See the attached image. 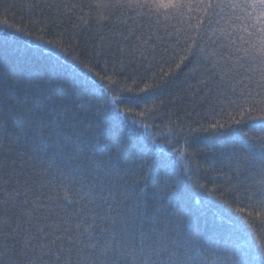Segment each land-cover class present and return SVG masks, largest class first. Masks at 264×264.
<instances>
[{"label": "snow or ice", "instance_id": "obj_1", "mask_svg": "<svg viewBox=\"0 0 264 264\" xmlns=\"http://www.w3.org/2000/svg\"><path fill=\"white\" fill-rule=\"evenodd\" d=\"M63 7L80 10L79 19L85 25L95 21L107 27L116 43L123 46L120 53L131 49L132 59L141 62L145 53L153 55L157 50L153 23H160L161 18L178 22L188 18L189 27L195 29V38L187 34L181 38V29L175 30V37L169 33V39L186 52L175 68H180L189 57L195 58L197 53L208 51L211 57H216L214 60L203 57L208 67L200 65L205 76L198 81L201 85L198 90L206 93L202 102L209 111L227 115L230 121L228 125L219 120L209 122L208 128L219 132L225 127L245 125L248 120L261 121L259 125H251L249 131H242V137L231 144L225 165L228 172L218 174L227 181L221 196L232 197L238 202V211L247 210L252 221H264V0H72L63 3ZM237 9L242 12L236 20L241 22L239 31L243 34L226 33L228 43L220 37L213 39L217 32H225L216 26L221 20L232 21ZM201 12L203 15H194ZM229 27H235V21ZM237 41L241 46L236 45ZM229 47L231 52L227 51ZM168 51L165 47L164 53ZM151 68L149 65L146 71ZM86 70L92 72V68ZM171 71V67L165 71L161 66L158 77L155 73L146 76L144 86L138 88L135 96L164 86ZM94 75L110 86L105 93L110 94L112 109L123 112L125 118L132 115L147 119L155 110L121 109L120 104L136 105L135 99H123L124 93H131L132 88L121 87L113 94L120 83L117 74L105 71ZM37 91L36 110L30 117L20 119L27 120L32 128L26 135L32 141L31 152L40 158L42 167L36 169L33 165L31 171H25L18 168L15 159H0V264H203L199 244L193 239L195 234L187 225L176 224L183 213L169 205L172 211L161 218L157 206L150 227L145 229L142 223H137L142 220L136 215L140 205H126L130 197L112 183L119 172L112 162L109 145L96 139L91 125L77 124L68 105L54 103ZM229 108L233 111H228ZM133 123L140 120L134 119ZM92 139L96 143H91ZM186 144L187 141L183 144L176 141L175 146H170L181 160L187 156ZM24 155L33 158L27 152ZM170 179L164 173L159 175L162 192ZM216 190L220 191L219 186ZM174 227H179L175 236L170 235ZM252 240L250 248L245 247L244 238L241 244L216 245L218 264H252L254 256L264 260V235L253 233Z\"/></svg>", "mask_w": 264, "mask_h": 264}, {"label": "trees", "instance_id": "obj_2", "mask_svg": "<svg viewBox=\"0 0 264 264\" xmlns=\"http://www.w3.org/2000/svg\"><path fill=\"white\" fill-rule=\"evenodd\" d=\"M71 2L0 0V159H15L18 168L25 171H31L33 165L36 169L42 167L40 158L31 152L32 141L26 135V132H32V128L27 120L20 119L30 117L36 110L39 90L50 101L68 105L77 124L81 127L91 125L96 139L109 145L112 162L118 166L119 172L112 183L130 197L125 201L126 205H140L136 215L142 220L137 223H142L145 229L154 223L153 211L157 206L161 218H164L172 211L169 207L172 205L183 213L176 224L180 227L187 225L195 234L193 239L199 244L203 264H218L214 251L216 245L241 244L244 238L247 241L245 247L250 248L253 233L264 235V221H252L247 210L244 213L238 211V202L232 197L221 196L227 181L218 173L228 172L225 165L231 144L242 137V131H249L251 125H259L261 121L248 120L245 125L225 127L219 132L208 128L209 122L219 120L228 125L230 121L227 115L218 116L209 111L202 102L206 93L198 90L201 89L198 81L205 76L200 67L204 64L203 57L212 60L216 57H211L208 51L197 53L195 58L189 57L180 68H175L186 52L169 39V33L175 37V30L181 29V38L185 34L195 38V29L189 27L188 18L179 22L161 18L160 23H153L157 50L153 55L145 53L141 62L132 59L129 55L131 49L126 48L123 54L120 53L119 48L123 46L116 43L107 27L95 21L85 25L79 19L80 10L63 7V3ZM49 4L54 6L49 7ZM225 11L231 13V10ZM87 13L85 8V19ZM128 15L132 13L128 12ZM236 16H242L241 10H235L232 21H220L216 27L225 32H217L213 39L220 37L228 43L226 33L243 34L239 31L242 24ZM233 21L235 27H229ZM191 23L194 25L195 21ZM236 45L241 46L239 41ZM165 47L169 50L167 54L164 53ZM227 51L231 52L232 48ZM98 52L104 54L97 55ZM239 55L243 56V52ZM149 65L151 71H146ZM161 66L165 71L172 68L166 84L136 97L138 88L144 86V78L153 73L158 77ZM204 66L208 67L207 64ZM87 68H92V72ZM105 71L119 77L120 83L113 94L121 87H131L132 92L124 93L123 99H135L138 105L124 103L119 107H132L134 111L154 108L147 119L132 115L125 118L123 112L113 111L110 94L105 93V88L110 86L94 75ZM134 119L140 123L134 124ZM88 135L92 136V133ZM96 139L91 143H96ZM176 141L181 144L187 141L184 145L187 156L183 160L171 151L170 146H175ZM25 152L33 158L28 159ZM104 159L107 160L108 156L105 155ZM185 168L188 171H184ZM161 173L172 178L163 192L158 183ZM217 186L220 191L216 190ZM178 231L179 227H174L170 235L175 236ZM252 264H264V260L254 256Z\"/></svg>", "mask_w": 264, "mask_h": 264}]
</instances>
